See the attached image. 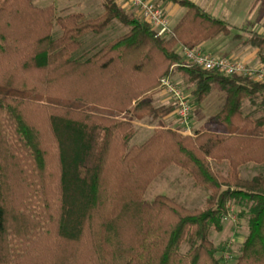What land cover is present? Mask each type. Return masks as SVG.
Returning <instances> with one entry per match:
<instances>
[{
	"label": "trees",
	"instance_id": "1",
	"mask_svg": "<svg viewBox=\"0 0 264 264\" xmlns=\"http://www.w3.org/2000/svg\"><path fill=\"white\" fill-rule=\"evenodd\" d=\"M174 2L186 14L167 38L116 0L96 19L0 0V264H224L212 234L237 218L249 234L236 264H264V174L240 172L264 166V83L187 66L181 46L228 37L231 25ZM114 21L128 32L75 57L82 37ZM251 45L264 64V34ZM177 75L194 88L192 106L224 94L208 121L219 130L183 135L164 123L175 107L153 97ZM146 118L158 128L132 145L133 122ZM171 166L208 192L205 209L144 199Z\"/></svg>",
	"mask_w": 264,
	"mask_h": 264
},
{
	"label": "rangeland",
	"instance_id": "2",
	"mask_svg": "<svg viewBox=\"0 0 264 264\" xmlns=\"http://www.w3.org/2000/svg\"><path fill=\"white\" fill-rule=\"evenodd\" d=\"M97 1L101 2V0ZM234 3L235 0H230L228 2V10L234 13L232 15L235 18H238V16H250L252 13L254 15L257 13L260 18V15L264 14V0H260L259 4L258 1L255 2L254 4H258L256 7L255 5L252 8L241 6L233 10ZM50 5L56 6L57 14L60 17H67L72 14L84 13L87 19H96L101 17L104 13L103 9L100 11L98 9H95L94 7L91 11L85 13L84 9H80L78 4L75 3V0H46L45 6ZM230 22L232 23L231 34L227 38H220V41H228L232 49L246 46L245 48L255 53L257 49L253 47V45H251V40L255 35H250L248 34L249 32L239 30L233 23V21ZM171 25L172 27L174 26L173 23H171ZM127 32L128 29L123 27L119 22L114 21L103 34H86L81 39L82 47L75 54V57H82L97 48L113 42L119 37L125 35ZM256 32H259V30ZM61 36L62 31L60 27L55 26L53 31L54 39H58ZM238 36H240V39L237 38ZM173 82L182 92H184V94L192 103V91L194 88L179 75L175 76ZM153 103L157 107L171 105H174L175 107L172 98L164 91L158 92L154 95ZM223 104L224 94L219 92L218 90H213L210 96L200 106H192L193 115L190 131H185L180 128L178 121L176 120V107L174 114L167 118L164 123L183 135L195 134V132L197 131L213 132L214 130H219V128L213 125H209L208 121L220 111ZM244 108L247 112L253 110L249 102H245ZM173 116L177 121V123H175L177 124V127H174V122H172ZM158 123V121L153 122L150 118L133 122L135 127V136L131 144L137 146L144 144L151 137L153 132L158 128ZM216 169L226 173L228 171V165L223 164L220 166H216ZM240 172L242 178L252 179L258 174H264V166L247 165L242 167L240 169ZM161 195L175 199L177 202L191 210H203L207 206L208 192L202 187L195 186L191 176L177 166H171L160 177H158L157 180L154 181L149 187L144 199L147 202H153L157 196ZM224 225L225 226L223 232L212 234V240L215 246L218 249L222 250V252L218 254V258H221L224 264H236L241 255L242 246L249 234L248 220L237 218L236 221H233L229 219L225 221ZM188 250V245L182 246V253L185 254Z\"/></svg>",
	"mask_w": 264,
	"mask_h": 264
},
{
	"label": "built area",
	"instance_id": "3",
	"mask_svg": "<svg viewBox=\"0 0 264 264\" xmlns=\"http://www.w3.org/2000/svg\"><path fill=\"white\" fill-rule=\"evenodd\" d=\"M144 22L148 23L158 37L174 36V27L163 8L148 0H127ZM179 53L188 66L197 65L207 71H217L224 76L249 77L256 82L264 83V64L250 65L236 58H219L203 53L199 49H188L181 46ZM163 91L168 94L176 107L177 121L181 129L190 131L192 125L193 108L189 98L176 84L169 80H162Z\"/></svg>",
	"mask_w": 264,
	"mask_h": 264
},
{
	"label": "crops",
	"instance_id": "4",
	"mask_svg": "<svg viewBox=\"0 0 264 264\" xmlns=\"http://www.w3.org/2000/svg\"><path fill=\"white\" fill-rule=\"evenodd\" d=\"M32 1L36 6L40 8L49 7V6H45L46 0H32ZM116 1L119 6L134 13L137 17H139V14L132 8V6L128 3L127 0H116ZM148 1L154 3L156 6L161 7L165 10L166 15L170 19L171 23L174 24L173 27H175L186 14V9L183 8L180 4L175 3L174 0H148ZM189 1L198 5L201 9H203L206 13L210 14L211 16L227 21L231 25V27H232V23L230 21H233V23L237 26L239 30L249 32L248 34L250 35H256L257 33H260L258 35L264 34V14H261L260 18L259 15H257V13L255 15L252 13L250 16H238V18H235L232 15L234 13L228 10V2L230 0H189ZM257 1L259 4L260 0H235V3L233 5L234 6L233 10L241 6H244L246 8H252L255 5L256 7L258 4L256 5L254 3ZM75 3L78 4L80 9L83 8L85 13L91 11L93 7L100 11L103 9L104 11L103 0H101V2L97 0H75ZM50 6H53L57 12V8L55 5H50ZM79 14H83L86 17L84 13H79ZM258 30L259 32H256ZM220 38L222 37H218L214 40L207 41L202 45H200L198 49L203 53L210 54L212 56L219 58H236L250 65H257L260 63L257 50L254 53L248 50L247 48H245L246 46L237 49L236 48L232 49L228 41L227 42L220 41ZM237 38L240 39V36H238ZM176 120L174 119L173 116L172 122H174L173 123L174 127H177V124H175L177 123Z\"/></svg>",
	"mask_w": 264,
	"mask_h": 264
}]
</instances>
